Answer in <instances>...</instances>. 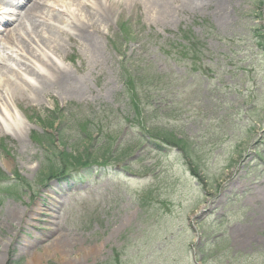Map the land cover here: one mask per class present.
<instances>
[{
	"label": "rangeland",
	"instance_id": "1",
	"mask_svg": "<svg viewBox=\"0 0 264 264\" xmlns=\"http://www.w3.org/2000/svg\"><path fill=\"white\" fill-rule=\"evenodd\" d=\"M116 2L92 49L72 22H96L95 0H0L8 76L53 62L51 33L58 50H46L83 80L82 93L18 103L0 90V264H264V0H225L223 22L216 5ZM124 70L144 87L127 88ZM92 134V151L127 155L89 168L59 158L41 176Z\"/></svg>",
	"mask_w": 264,
	"mask_h": 264
},
{
	"label": "bare ground",
	"instance_id": "2",
	"mask_svg": "<svg viewBox=\"0 0 264 264\" xmlns=\"http://www.w3.org/2000/svg\"><path fill=\"white\" fill-rule=\"evenodd\" d=\"M146 1V0H143ZM152 7L155 10H162L164 6L165 0H148ZM181 2L187 6H191L194 8L197 7H206L211 5H216L218 9V13L222 16V22L228 20V10L226 9L224 2L225 0H175ZM109 3V4H108ZM117 4L116 0H95L92 8L93 15L97 17L96 22L85 23L82 20L74 17L72 22V29L77 32V36L81 42L92 49H97L99 46V41L97 40V36H101L100 27L105 23H109L110 18L113 14L112 7ZM54 9V8H53ZM9 16H13L9 14ZM58 21V17L51 15L49 18H46L42 15L37 17V21ZM44 41H41V46L44 49V55L42 58L51 59L53 62L48 63H38L36 67H33L32 64L28 62H23L21 66L18 68V72L22 76H18V74H14L13 76H8L6 73H11L15 71V66L12 64H8V60L1 61L2 65L0 66V75H7L1 82L0 90L7 95L8 98L13 100L15 103H18L21 99H30L33 97H37L41 92H46V89H60L67 94L74 93H82L83 88V80H79L76 78L72 72L67 69L62 68L59 64H57L50 52H48L47 47L53 48L54 51H57L58 39L56 40L54 35L51 33L46 37H43ZM5 46H1L3 50ZM50 50V49H49ZM13 57V55H11ZM7 71V72H5ZM17 71V70H16ZM19 74V75H20ZM34 79L36 84H33L30 80ZM264 198V188L259 192V194L255 195L257 200L260 198Z\"/></svg>",
	"mask_w": 264,
	"mask_h": 264
},
{
	"label": "trees",
	"instance_id": "3",
	"mask_svg": "<svg viewBox=\"0 0 264 264\" xmlns=\"http://www.w3.org/2000/svg\"><path fill=\"white\" fill-rule=\"evenodd\" d=\"M186 39V37H185ZM188 40H190L188 38ZM195 48V47H194ZM122 79L124 81V84L127 88H133L135 86H139L142 85L141 81H134L133 79H131V77H128L126 75V72L124 70V75H122ZM152 85V84H149ZM144 87V86H143ZM150 90V89H149ZM149 92H147L148 94ZM161 102H159L160 104ZM56 122V118H51L49 123L52 126L55 125ZM141 125L143 126L144 130L147 131L148 135H150L151 140H155V137H157L160 141L162 140H168L169 136H166V134H164L163 132H158V134H154L153 130L155 129L152 125L146 124V123H141ZM60 127V124H59ZM102 131H98L97 134H99L100 136L102 135ZM46 135L49 136V141L51 140V135L48 134L46 132ZM93 135L91 137H82L79 138V140L81 142H79L77 145H75V149H66L64 152L58 151L53 152L49 157V163L47 164L46 168L42 171L41 176L43 178L45 177H49L50 175H53L55 173H58L61 170V161H59V158H62V161L66 163H68L69 165L73 166V167H80V166H84L85 168H89L91 166H100L102 165V161H104V159L106 158V155L109 153L111 155H115V153H119L120 148L117 149V151L112 152L110 151L111 145L110 143H106L105 146H102L98 149H96L95 151H92L91 149L93 148L94 144L92 142V138ZM104 135V133H103ZM177 144L181 145L182 144V140H178L176 138V136H174ZM91 139L90 143H87V140ZM139 142H142V137L140 136L139 138ZM101 140V139H100ZM55 141V140H54ZM163 141V142H165ZM53 142V141H52ZM81 147V148H80ZM57 149V148H56ZM120 154V153H119ZM127 155V153H123L120 154V156H117L116 158H120L121 156ZM0 174H4V173H0ZM2 176V175H1ZM5 176V174H4ZM15 177L19 178L20 180H22L23 182H26V184H29V182H27L25 179L21 178L20 176H17L16 174L14 175ZM3 177V176H2ZM203 254H205L204 251H201Z\"/></svg>",
	"mask_w": 264,
	"mask_h": 264
}]
</instances>
